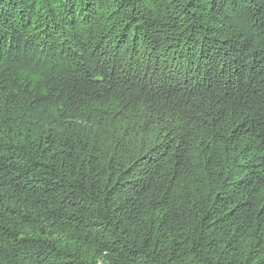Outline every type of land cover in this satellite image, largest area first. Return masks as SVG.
I'll return each mask as SVG.
<instances>
[{
  "label": "trees",
  "instance_id": "obj_1",
  "mask_svg": "<svg viewBox=\"0 0 264 264\" xmlns=\"http://www.w3.org/2000/svg\"><path fill=\"white\" fill-rule=\"evenodd\" d=\"M0 264H264V0H0Z\"/></svg>",
  "mask_w": 264,
  "mask_h": 264
}]
</instances>
